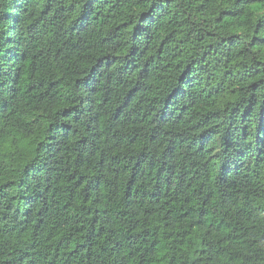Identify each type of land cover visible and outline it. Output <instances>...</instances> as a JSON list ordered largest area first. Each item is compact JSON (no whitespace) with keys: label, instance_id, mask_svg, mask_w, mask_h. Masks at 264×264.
Listing matches in <instances>:
<instances>
[{"label":"clouds","instance_id":"obj_1","mask_svg":"<svg viewBox=\"0 0 264 264\" xmlns=\"http://www.w3.org/2000/svg\"><path fill=\"white\" fill-rule=\"evenodd\" d=\"M0 264H264V0H0Z\"/></svg>","mask_w":264,"mask_h":264}]
</instances>
